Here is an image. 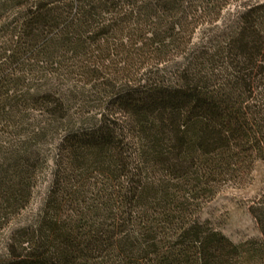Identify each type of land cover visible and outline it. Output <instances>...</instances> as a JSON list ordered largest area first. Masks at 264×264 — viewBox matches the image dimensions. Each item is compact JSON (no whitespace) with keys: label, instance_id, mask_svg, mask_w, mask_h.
I'll return each mask as SVG.
<instances>
[{"label":"trees","instance_id":"trees-1","mask_svg":"<svg viewBox=\"0 0 264 264\" xmlns=\"http://www.w3.org/2000/svg\"><path fill=\"white\" fill-rule=\"evenodd\" d=\"M58 134L0 264H264L198 215L264 167V0H0V230Z\"/></svg>","mask_w":264,"mask_h":264},{"label":"rangeland","instance_id":"rangeland-1","mask_svg":"<svg viewBox=\"0 0 264 264\" xmlns=\"http://www.w3.org/2000/svg\"><path fill=\"white\" fill-rule=\"evenodd\" d=\"M235 8L234 4L230 5L228 12ZM194 41H199V36ZM60 137L61 134L49 136L41 142L45 168L41 171L28 206L0 230V261L6 258L10 232L33 224L43 206ZM218 187L215 196L203 203L199 218L209 220L234 244L246 245L251 241L264 243V167L257 163L252 170H237L234 176H228Z\"/></svg>","mask_w":264,"mask_h":264}]
</instances>
